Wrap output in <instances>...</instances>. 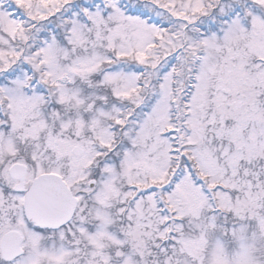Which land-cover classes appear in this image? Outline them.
Returning a JSON list of instances; mask_svg holds the SVG:
<instances>
[{"label":"snow or ice","instance_id":"snow-or-ice-1","mask_svg":"<svg viewBox=\"0 0 264 264\" xmlns=\"http://www.w3.org/2000/svg\"><path fill=\"white\" fill-rule=\"evenodd\" d=\"M0 264H264V0H0Z\"/></svg>","mask_w":264,"mask_h":264}]
</instances>
